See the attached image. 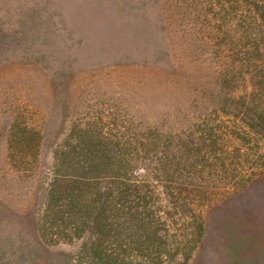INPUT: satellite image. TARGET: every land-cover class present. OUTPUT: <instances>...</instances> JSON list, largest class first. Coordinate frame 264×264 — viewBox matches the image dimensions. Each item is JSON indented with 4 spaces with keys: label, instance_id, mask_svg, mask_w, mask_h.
<instances>
[{
    "label": "rangeland",
    "instance_id": "374dc122",
    "mask_svg": "<svg viewBox=\"0 0 264 264\" xmlns=\"http://www.w3.org/2000/svg\"><path fill=\"white\" fill-rule=\"evenodd\" d=\"M254 1L0 0V264H93L73 223L95 218L96 197L116 227V205L137 210L147 189L121 191L126 171L129 186L149 182L165 222L157 252L143 249L153 259L135 249L131 264H264V73L240 60ZM209 135L215 160L203 149L193 169ZM79 139L92 145L80 153L127 161L98 160L69 209L49 184L57 152Z\"/></svg>",
    "mask_w": 264,
    "mask_h": 264
},
{
    "label": "trees",
    "instance_id": "16d2710c",
    "mask_svg": "<svg viewBox=\"0 0 264 264\" xmlns=\"http://www.w3.org/2000/svg\"><path fill=\"white\" fill-rule=\"evenodd\" d=\"M252 4L254 5V8L252 10V12L254 13V17H253V23H255L253 29H247V35H245V42L243 44V55L240 56V60L243 61V63H245V66L247 67V69H251V71L253 73H264V0H255L254 2H252ZM251 22V23H252ZM262 84L261 88L264 90V78L262 80ZM257 98H259V100L264 99V91L261 92L260 94H256L255 95ZM264 104V103H263ZM261 107L263 108L262 111H260V117L261 120L259 122V124L257 125V129L258 132H261V136L262 138H264V106ZM258 108V107H257ZM256 125V124H255ZM254 124L252 125V128L255 126ZM148 136V134H147ZM92 139V138H91ZM89 142H91L90 140H88ZM89 142L87 141H80L79 139V143L73 145L72 143H70L67 147V145L65 146V152H57L56 155V166H55V170H54V177L52 178L51 183L49 184L50 186V190L49 193L51 194V196H54L53 194H57L58 197V201L61 200V198L64 196V199H68V206L69 209L73 207L74 205V194L75 192L73 190H71V188H78V189H74L76 191L75 197L80 199L81 197L87 196L85 194L86 190H83V188H81L80 191V187L85 185V181L87 179H89V177H92L94 174L90 173L92 171H90V168H97L100 159H107L109 161V163L114 164L116 161L117 162H122V160H126L125 155H123L120 160H116V157H112L109 154L104 155V157L102 155H98L94 154V155H90L87 156V154L85 155V153H80L81 148L84 149L82 143H86L87 145L92 146ZM208 144L206 145L205 143ZM217 141H213L212 140V135H209L206 137L204 144H202L203 146H197L196 148L189 149V152L191 154V150L193 151V155H194V160L192 161V157H191V161L193 162L192 168L194 169L197 166V163L200 162L199 159V154L201 151H203V149L205 150V153L209 155L208 160L210 158V160H215V154H216V149L213 148V146L217 145L216 143ZM150 143V142H149ZM140 144L144 145V147L147 145L146 143L141 142ZM82 145V146H81ZM67 147V148H66ZM81 147V148H79ZM88 147V146H87ZM69 148V150H68ZM196 150V152H195ZM208 150V151H207ZM85 151V150H84ZM88 151V150H87ZM139 153L143 152V149L140 147L136 150ZM207 151V152H206ZM194 152L196 154H194ZM209 152H214L213 154L209 153ZM126 153V152H125ZM124 153V154H125ZM64 155V159H61V157ZM87 156V157H84ZM203 156V155H202ZM128 157V155H127ZM202 158V157H201ZM205 158V157H204ZM203 158V159H204ZM76 160V164L75 163ZM99 160V161H98ZM115 160V161H114ZM171 159L169 158V156H166L165 158H161V164L163 165V167L167 164L168 161H170ZM112 161V162H111ZM200 164V163H198ZM63 165L65 166V168H70L69 171H66L65 173H60L62 172V168ZM83 166V168H82ZM87 167V169H86ZM162 167V168H163ZM83 171H80L81 169ZM160 166H158L156 168L157 174H163V176H165L168 179H165V183L170 184L173 180H174V175H171V173L169 172V169L165 166V168L162 169ZM162 169V170H161ZM168 169V170H167ZM64 170V169H63ZM73 170V171H72ZM96 170V169H95ZM127 172V171H126ZM124 172L123 175H119L118 179H124V182H121L123 184V187L121 188V191L123 192H127L129 190H132V188L137 189V191H142L143 189H147V192L144 191V193H142V196L138 193L137 195V210H135L134 208L127 206L126 204H122L119 203L118 205H116V209H120L122 210V213L119 210L118 216H122L124 217V220L122 222H118L117 227L114 226V224H111V216L112 215H108V206L105 207V200H101V198H93L92 200L95 201L97 204L95 207V218L92 219L91 221L89 220L88 214L85 215L87 216L85 218V221H76L74 222V226L73 227V231L70 232L71 235H74L75 232L78 230L79 232L82 231H87L90 233L89 239L87 241H85L82 245H81V251L83 252V256H90L91 258V262L93 264H95L96 262L100 261V263L103 264H131V262H129V257H128V253H131V251L133 250H137L141 253L140 256H142L143 258H150L153 259L152 255H155L156 253L153 254H145L143 253V249L144 250H149V248H155V252H157L156 249V245L155 242L152 241L154 240V238H159L156 235L157 232V228H154L153 226L155 225L154 223H157L159 225L165 224V222H161L162 217L159 214V211L153 206L156 198L154 196V193L152 190H149V186H147V184L149 182H141V181H137L134 183V186H129V183H132L131 178L127 176V173ZM188 172V171H187ZM89 175V176H88ZM191 175V174H189ZM113 179H115L116 177L114 175H110ZM171 176L173 178H171ZM95 179H97V176H93ZM128 181V182H127ZM133 184V183H132ZM132 187V188H131ZM172 187V186H171ZM169 188V186H166V189ZM170 189V188H169ZM171 190L175 191V193L177 191H180L179 188H174L172 187ZM177 190V191H176ZM62 192V193H61ZM150 192V193H148ZM112 190H110L108 192V194H111ZM146 199H149L146 200ZM154 199V202H152ZM140 202H142L140 204ZM145 202V203H143ZM150 202V203H148ZM171 204L174 208L180 207V205L177 203V201L172 202ZM52 203L48 204L49 207V211L52 209L51 207ZM59 207H61V205H58ZM118 207V208H117ZM115 209V210H116ZM48 210V209H47ZM113 210V211H115ZM180 210V209H179ZM179 210H177V212H179ZM112 214V213H109ZM156 217V219H155ZM91 219V217H90ZM136 224V229L135 232L137 234H139L138 238L140 243L138 244V247L136 246V242L134 243H130V241H132L131 239V234L130 231V224ZM116 228V233L118 234V236H116L115 241H111L109 240V238H106L107 236H111V232L114 231V229ZM160 229H163L160 227ZM112 230V231H111ZM129 230V231H128ZM132 230V227H131ZM107 231H110V233H107ZM77 233V232H76ZM120 234V235H119ZM98 237L100 239L105 237L104 242L105 247H101L99 242L97 243V239ZM140 238L144 239L143 241L140 240ZM162 238V237H161ZM161 238H159L161 240ZM158 239V242H159ZM162 241V240H161ZM160 241V242H161ZM163 242V241H162ZM130 243V244H129ZM129 244V245H128ZM182 244V243H181ZM165 245V242L163 243V246ZM179 245V244H178ZM177 245V249L180 247V245ZM165 247V246H164ZM100 248H103L102 250H100ZM130 249V252H128ZM162 255H166L168 259L172 260V255L169 254V252H167L166 248L164 252H161ZM179 251H175L174 254H178ZM158 255V253H157ZM174 256V255H173ZM170 257V258H169ZM147 260V259H146ZM146 262V261H145ZM148 263V261L146 262Z\"/></svg>",
    "mask_w": 264,
    "mask_h": 264
}]
</instances>
